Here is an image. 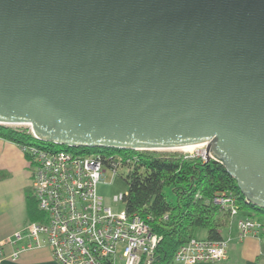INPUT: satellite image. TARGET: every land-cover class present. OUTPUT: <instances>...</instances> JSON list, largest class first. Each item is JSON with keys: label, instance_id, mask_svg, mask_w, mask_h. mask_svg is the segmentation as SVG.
<instances>
[{"label": "water", "instance_id": "95a60500", "mask_svg": "<svg viewBox=\"0 0 264 264\" xmlns=\"http://www.w3.org/2000/svg\"><path fill=\"white\" fill-rule=\"evenodd\" d=\"M0 125L76 150L204 145L264 210V0H0Z\"/></svg>", "mask_w": 264, "mask_h": 264}, {"label": "built area", "instance_id": "2783aa9c", "mask_svg": "<svg viewBox=\"0 0 264 264\" xmlns=\"http://www.w3.org/2000/svg\"><path fill=\"white\" fill-rule=\"evenodd\" d=\"M21 148L34 169L32 195L40 219L29 222L7 242L10 246L21 244L11 259L46 248L58 264L154 263L159 236L140 216L129 215L126 210L114 213L98 193L106 169L126 178L146 151L79 153L38 144ZM201 158L205 161L204 154ZM124 196H115L114 200L123 201ZM213 204L229 212L233 219L238 217L240 240L261 230L260 222L240 216L242 211L232 194L216 195ZM1 247L0 244V262L5 257ZM227 257V241L192 239L178 250L174 264H218Z\"/></svg>", "mask_w": 264, "mask_h": 264}, {"label": "trees", "instance_id": "16d2710c", "mask_svg": "<svg viewBox=\"0 0 264 264\" xmlns=\"http://www.w3.org/2000/svg\"><path fill=\"white\" fill-rule=\"evenodd\" d=\"M0 138L19 146H55L38 141L28 132L2 125ZM77 152L134 154L132 151L114 149H80ZM125 181L129 187L123 200L126 212L140 216L160 238L153 264H174L178 250L190 240L197 239L196 231L199 228L207 230V240H224L222 231L230 228L234 219L229 212H223L213 204L216 195L232 194L241 211L246 210V217L252 218L250 211L264 217V210L247 204L236 181L222 164L213 160L206 162L201 157L159 155L157 152L146 151L141 154L140 163L134 166ZM165 188H169L176 198L175 204L168 201ZM27 210L29 222L40 219L33 195L29 197Z\"/></svg>", "mask_w": 264, "mask_h": 264}, {"label": "crops", "instance_id": "0c3cea01", "mask_svg": "<svg viewBox=\"0 0 264 264\" xmlns=\"http://www.w3.org/2000/svg\"><path fill=\"white\" fill-rule=\"evenodd\" d=\"M33 171L21 146L0 138V244L5 256L0 264H58L46 248L23 252L16 260L10 258L21 244L10 246L7 242L30 220L27 206L32 195ZM237 220L222 231L228 242V257L218 264H264V230L240 240Z\"/></svg>", "mask_w": 264, "mask_h": 264}, {"label": "rangeland", "instance_id": "374dc122", "mask_svg": "<svg viewBox=\"0 0 264 264\" xmlns=\"http://www.w3.org/2000/svg\"><path fill=\"white\" fill-rule=\"evenodd\" d=\"M15 130H21L28 132L29 134H32L30 127L28 126H7ZM54 149L56 150H62L66 149L63 146L55 145ZM206 147H201L194 150H188L186 153L184 152H157L159 155H165V154H181L184 156H192V157H201L204 153ZM76 150V149H75ZM105 170V169H104ZM125 173V172H122ZM123 175L120 174H114V172L110 169H106V172L104 173L102 177V182L98 186V193L99 196L103 198L104 205L106 207H109L112 209V211L116 214H119L125 210V203L121 200L120 202H116L115 196H121V195H127L129 191L128 184L125 181V178L122 177ZM164 193L166 194L168 201L171 203H176V198L172 195L169 188L164 189ZM246 210H243L241 213V217L246 216L244 214ZM248 212V211H247ZM249 214L252 215V220H256L260 222L261 224V230H264V217L260 216L258 213L255 212H249ZM234 219H238L234 218ZM238 221V220H237ZM196 237L197 239H204L207 237V230L203 228H199L196 231ZM119 264H123V262H120Z\"/></svg>", "mask_w": 264, "mask_h": 264}, {"label": "bare ground", "instance_id": "6f19581e", "mask_svg": "<svg viewBox=\"0 0 264 264\" xmlns=\"http://www.w3.org/2000/svg\"><path fill=\"white\" fill-rule=\"evenodd\" d=\"M201 147H204V145L196 146V147H186V148L177 149V150H163V151H159V152H184V153H186V151H188V150H194V149H198Z\"/></svg>", "mask_w": 264, "mask_h": 264}]
</instances>
